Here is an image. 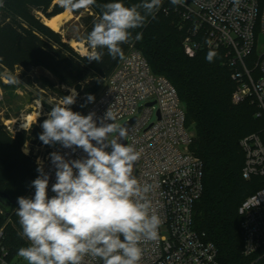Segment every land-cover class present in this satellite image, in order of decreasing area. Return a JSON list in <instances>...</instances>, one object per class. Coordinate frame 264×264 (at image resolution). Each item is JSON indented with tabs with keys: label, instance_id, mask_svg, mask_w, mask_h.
Wrapping results in <instances>:
<instances>
[{
	"label": "trees",
	"instance_id": "16d2710c",
	"mask_svg": "<svg viewBox=\"0 0 264 264\" xmlns=\"http://www.w3.org/2000/svg\"><path fill=\"white\" fill-rule=\"evenodd\" d=\"M109 2L113 0H96L90 12L81 16L84 33L80 41H86L102 16V5ZM120 2L131 6L142 0ZM84 10L72 12L79 15ZM63 11L54 0H4L0 4V71L20 68V78L55 104L75 89L78 96L70 107L83 114L92 103H86L87 95L96 98L102 92L106 79L123 57L114 60L107 49H98L103 52L102 61L89 62V53H80L43 20L42 15L51 18ZM130 31L132 38L121 45L123 56L133 44L146 57L153 73L171 81L185 105L187 125L195 130L191 149L204 163V191L195 204V228L214 242L220 264H247L250 258L243 253L238 209L249 195L264 187V176L243 177L245 156L240 141L251 133L264 137V117L256 116L257 106L249 98L233 101L237 83L232 79L224 49L203 46L194 56L185 52L186 31L174 13L167 15L158 9L146 16L142 27ZM137 34L142 38L135 39ZM209 52L216 53L211 62L206 59ZM35 68L46 70L54 79L46 74L30 75ZM42 103L50 112L52 107L44 100ZM1 128L0 123V131ZM42 131L33 123L9 138L15 148L0 151V191L13 200L24 196L38 175L36 160L40 155L33 150L25 154L21 147L25 143L43 144L39 139ZM13 211L9 216L5 211L0 214V228L4 229L3 242L10 258L18 260V250L28 246V241L20 235L19 218ZM14 217L18 225L13 223Z\"/></svg>",
	"mask_w": 264,
	"mask_h": 264
},
{
	"label": "built area",
	"instance_id": "2783aa9c",
	"mask_svg": "<svg viewBox=\"0 0 264 264\" xmlns=\"http://www.w3.org/2000/svg\"><path fill=\"white\" fill-rule=\"evenodd\" d=\"M159 9L179 17L180 27L186 31L183 47L189 56L203 46L226 51V63L237 83L233 101L249 98L257 106L256 116L264 117V0H239L238 5L233 0H183L176 5L162 0ZM109 108L116 114L115 123L123 120L120 126L128 130L126 140L120 142L140 153L133 174L142 185L151 186L147 198L162 220L158 238L142 243L140 264H220L214 242L194 226L195 204L204 191V163L191 149L194 134L186 122L185 105L171 81L153 73L133 44L82 115L95 113L100 126ZM240 144L245 156L243 177L264 176V137L251 133ZM54 151L70 160L86 157L82 149L73 152L61 145L38 157L50 175L49 197L54 195L55 167L49 155ZM34 194L30 186L23 197ZM18 207L16 203L15 213ZM238 212L243 253L250 258L247 264H264V187L249 195ZM3 230L0 228V264H17L3 242ZM81 264L103 261L85 256Z\"/></svg>",
	"mask_w": 264,
	"mask_h": 264
},
{
	"label": "clouds",
	"instance_id": "9594fccd",
	"mask_svg": "<svg viewBox=\"0 0 264 264\" xmlns=\"http://www.w3.org/2000/svg\"><path fill=\"white\" fill-rule=\"evenodd\" d=\"M161 2L142 0L126 6L113 0L102 5L101 18L86 36L87 60L101 62L103 52L98 49H107L114 60L122 58L121 45L132 38L130 30L142 27ZM182 2L171 0L173 5ZM233 2L238 5L239 0ZM58 4L77 11L95 5L96 0H58ZM141 38V34L135 37ZM215 55L209 52L206 59L211 62ZM8 82L17 81L9 77ZM70 91L48 113L39 139L44 145L59 143L73 152L82 149L86 157L70 160L59 152L49 154L55 167L51 197L50 175L38 158L39 175L31 182L34 197L17 198L20 235L28 241L17 256L27 264H81L85 256L100 258L103 264H140L142 243L156 240L162 223L147 198L151 186L142 185L133 174L140 153L120 142L126 140L128 130L115 123L116 114L110 108L97 126L95 113L82 115L71 109L78 93ZM94 101L93 95H87L86 103ZM112 134L117 135L109 139Z\"/></svg>",
	"mask_w": 264,
	"mask_h": 264
},
{
	"label": "rangeland",
	"instance_id": "374dc122",
	"mask_svg": "<svg viewBox=\"0 0 264 264\" xmlns=\"http://www.w3.org/2000/svg\"><path fill=\"white\" fill-rule=\"evenodd\" d=\"M3 2L4 0H0V4ZM54 3H58V0H54ZM89 12V8H86L79 15L70 11L69 16L63 20L64 23L61 24L57 31L61 32L65 40L69 43L70 40L80 41L79 39L84 33V25L81 21V16L87 15ZM42 17L43 20H45L46 17L44 15H42ZM81 42L83 43L81 47L78 45L73 46L80 53L88 54L90 50L87 46V42ZM29 74H46L54 79L51 74L42 68H35L31 70ZM20 75V68H17L14 72L7 69L0 71V123L3 125V128H1L2 130L0 131V151H3L7 148H15V145L9 141V138L14 137L18 131L28 129L33 123H37L41 127L43 121L48 118L49 113L42 103L43 100L46 101L50 107L56 105L52 98L48 97L44 92H41L36 87L23 81L20 78ZM9 77H14L17 82L15 84L6 82L5 79H8ZM34 111L39 113V115H35V120H32L25 128L21 127V124L26 120L28 114L35 113ZM40 117H44L43 121L39 120ZM7 120H10V122H8L10 124V128H8L5 124V121ZM122 123L123 120L118 122L119 125ZM59 145V143L54 145L25 143L21 147V151H23V153L30 154L31 150H33L34 153L39 155H46L49 151L57 148ZM36 165L38 167L37 160ZM13 214H15V211H13ZM12 221L15 225H18L17 218L14 217ZM17 264H27V262L22 258H18Z\"/></svg>",
	"mask_w": 264,
	"mask_h": 264
},
{
	"label": "bare ground",
	"instance_id": "6f19581e",
	"mask_svg": "<svg viewBox=\"0 0 264 264\" xmlns=\"http://www.w3.org/2000/svg\"><path fill=\"white\" fill-rule=\"evenodd\" d=\"M69 13H70V11L65 10V11H63V12H61V13H59V14L51 17V18H47L46 17L45 20H44V22L48 26H50L51 28H53L54 30L57 31L60 28L61 24L64 23L63 20L69 16ZM70 43L72 45H78L80 47L83 45V43L81 41L70 40ZM34 112L35 113H29L28 114V116L26 117V120L21 124V127H24L25 128V127H27L30 124V122L32 120H35L34 119L35 118V115L37 116V115H39V113H37V111H34Z\"/></svg>",
	"mask_w": 264,
	"mask_h": 264
},
{
	"label": "water",
	"instance_id": "95a60500",
	"mask_svg": "<svg viewBox=\"0 0 264 264\" xmlns=\"http://www.w3.org/2000/svg\"><path fill=\"white\" fill-rule=\"evenodd\" d=\"M133 120L134 118L130 122H132ZM190 130L192 134H195L194 128H191ZM16 202L17 201L13 200L5 191H0V207L3 209V211L6 212L7 216H9L13 211Z\"/></svg>",
	"mask_w": 264,
	"mask_h": 264
}]
</instances>
